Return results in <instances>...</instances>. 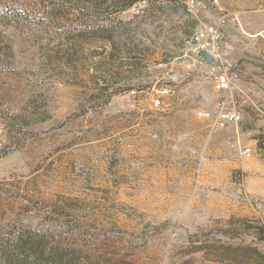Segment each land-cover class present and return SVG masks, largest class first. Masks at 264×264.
Wrapping results in <instances>:
<instances>
[{"label": "rangeland", "instance_id": "obj_1", "mask_svg": "<svg viewBox=\"0 0 264 264\" xmlns=\"http://www.w3.org/2000/svg\"><path fill=\"white\" fill-rule=\"evenodd\" d=\"M194 1L25 0L0 21V231L36 227L82 264H264V152L242 153L264 101L212 129L193 49L215 25L223 50L262 53L264 0Z\"/></svg>", "mask_w": 264, "mask_h": 264}, {"label": "trees", "instance_id": "obj_2", "mask_svg": "<svg viewBox=\"0 0 264 264\" xmlns=\"http://www.w3.org/2000/svg\"><path fill=\"white\" fill-rule=\"evenodd\" d=\"M25 0H0V21L25 17ZM84 251L52 240L33 226L12 225L0 231V264H82Z\"/></svg>", "mask_w": 264, "mask_h": 264}, {"label": "built area", "instance_id": "obj_3", "mask_svg": "<svg viewBox=\"0 0 264 264\" xmlns=\"http://www.w3.org/2000/svg\"><path fill=\"white\" fill-rule=\"evenodd\" d=\"M196 5L194 0H188L187 9L191 10ZM221 32L215 25H206L197 31L193 49L197 53L204 51L212 56V63L208 64L212 79L213 90L218 94L215 112L200 111V117H207L210 120L212 129H222L228 124H237L241 122L242 115L235 106V98L238 97L236 87V75L232 64L223 57L221 46ZM201 60H203L201 58ZM204 61V60H203ZM250 102V100H245ZM153 106L160 105L159 98L152 101ZM257 111L261 113L258 108ZM260 143L264 144V136L261 137ZM250 147H244L242 153H251Z\"/></svg>", "mask_w": 264, "mask_h": 264}, {"label": "crops", "instance_id": "obj_4", "mask_svg": "<svg viewBox=\"0 0 264 264\" xmlns=\"http://www.w3.org/2000/svg\"><path fill=\"white\" fill-rule=\"evenodd\" d=\"M215 1L220 2L221 0ZM259 35H261L264 39V29ZM254 47L255 45L251 44H247L246 48L244 46H241L240 48H238V55L231 54L228 48H224L223 50L222 47V54L223 57L232 64L233 70L235 72V83L237 87L238 98H240L244 103H248V101L245 100H250V103H252V101L254 102V106H260L264 101V43L259 46L263 51L262 53H256V48ZM200 62L204 63L208 67V64L205 61L201 60V58ZM236 108L242 115L243 120L244 115L242 109H240L239 105L236 106ZM200 111L210 112L212 114L215 112V110L212 112L207 109H202L197 112V115ZM200 118L208 120L210 126V120L207 117ZM263 123L264 122L247 126L243 134L244 137H242V143L244 145L243 147H250L253 151V154L256 150L264 152V147L262 148V145L264 144L260 143V139L262 137L261 133H264ZM224 137L227 142H233L234 135L230 136L229 134H224ZM238 137L239 136L237 135L236 138ZM253 160H255L257 165L256 167L249 170L250 175L258 177V173L260 171V168L258 166L260 165L261 161L256 158H254Z\"/></svg>", "mask_w": 264, "mask_h": 264}, {"label": "water", "instance_id": "obj_5", "mask_svg": "<svg viewBox=\"0 0 264 264\" xmlns=\"http://www.w3.org/2000/svg\"><path fill=\"white\" fill-rule=\"evenodd\" d=\"M197 56L202 58L207 64H211L212 63V56L207 54L204 51L197 52Z\"/></svg>", "mask_w": 264, "mask_h": 264}]
</instances>
